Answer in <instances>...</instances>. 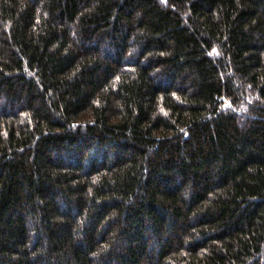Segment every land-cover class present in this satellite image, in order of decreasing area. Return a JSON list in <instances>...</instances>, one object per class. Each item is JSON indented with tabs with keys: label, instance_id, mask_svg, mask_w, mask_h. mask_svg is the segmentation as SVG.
<instances>
[{
	"label": "trees",
	"instance_id": "16d2710c",
	"mask_svg": "<svg viewBox=\"0 0 264 264\" xmlns=\"http://www.w3.org/2000/svg\"><path fill=\"white\" fill-rule=\"evenodd\" d=\"M0 264H264V0H0Z\"/></svg>",
	"mask_w": 264,
	"mask_h": 264
}]
</instances>
